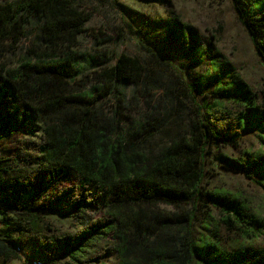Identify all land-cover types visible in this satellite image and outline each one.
Here are the masks:
<instances>
[{"label": "trees", "instance_id": "1", "mask_svg": "<svg viewBox=\"0 0 264 264\" xmlns=\"http://www.w3.org/2000/svg\"><path fill=\"white\" fill-rule=\"evenodd\" d=\"M233 1L264 60V0L256 6ZM83 2L0 5V53L15 49L36 28L18 66L0 68L6 77L3 91L11 92L20 106L16 121L43 126L39 137L16 147V156L0 159V264H9L18 256L16 249L24 251L29 243L45 259L66 254L69 264H104L114 253L119 264H264V250L254 249L264 235V219L234 195L204 186L212 146L237 145L250 130L264 134V89L254 92L228 67L224 75L232 81L226 87L219 82L214 92L219 100L196 106L194 117L176 133L160 113L134 122L121 106L118 86L140 85L152 74L139 58H114L104 51L93 59L99 87L93 92L77 88L84 82L78 40L92 18ZM169 34L180 39L173 30ZM205 87L207 82L200 80V91ZM109 99L117 104L104 112ZM0 101L7 99L0 96ZM164 133L166 141L154 145ZM261 158L225 162L241 172L252 170L264 185ZM185 205L192 209L184 210ZM50 214L73 222L56 228L46 218ZM175 231L181 236H169ZM151 237H163V243L141 255L133 242Z\"/></svg>", "mask_w": 264, "mask_h": 264}, {"label": "rangeland", "instance_id": "2", "mask_svg": "<svg viewBox=\"0 0 264 264\" xmlns=\"http://www.w3.org/2000/svg\"><path fill=\"white\" fill-rule=\"evenodd\" d=\"M20 1L0 0V5ZM247 1L253 6L258 4V0ZM82 7L92 18L87 24V31L78 40V49L84 54L80 62L84 82L77 88L93 92L99 87L94 81L96 66L93 59L104 51L114 58L121 54L139 58L152 74L140 85L120 83L118 86L123 98L121 106L125 107L126 115L134 122L152 120L160 113L161 119H170L168 129L176 133L194 117L196 106H202L205 100L209 104L219 100L214 95L219 82L226 87L232 81L230 76L224 75L228 67L254 92L259 93L264 89V60L256 52L249 33L241 23L233 0H84ZM172 30L180 39L169 34ZM36 32V28L29 29L15 49L0 53V67H17L35 39ZM152 54L157 55L164 64L155 60ZM220 76L222 81H218ZM200 80L207 82L204 92L198 88ZM5 81V74L0 68V96L7 99L5 103L0 101V159L16 156V147H24L29 140L43 132V126L35 121L32 125L29 121H16L15 112L20 106L11 92L3 91ZM221 101L231 105L228 100ZM116 104L115 99H109L103 111L114 110ZM120 111L122 113L124 109ZM126 122L131 124L128 120ZM244 129L248 132L247 124ZM258 135L255 130H250L238 140L237 145L212 146L207 158L204 186L234 195L250 213L264 219V185H260L261 177L253 174L252 170L241 172L225 162L226 158L238 161L264 157V134ZM166 139L167 133H164L155 138L154 145ZM261 161L264 162L263 158ZM183 208L192 209L188 205ZM160 209L177 211L165 206ZM200 217L198 214L197 219ZM213 217L218 219L220 216L216 212ZM10 218L14 219L12 216ZM46 218L56 228L66 229L73 222L57 214H50ZM197 223L200 225V219ZM169 236L178 238L181 234L175 231ZM169 236L166 237L169 239ZM161 239L151 237L145 242L140 238L133 244L141 255H146L147 251L163 243V237ZM254 249L264 250V235ZM26 252L29 254L16 256V264H23L26 255L44 258L34 243L26 246ZM44 261L45 264H69L66 254L44 258ZM103 262L119 264L120 256L114 253Z\"/></svg>", "mask_w": 264, "mask_h": 264}, {"label": "built area", "instance_id": "3", "mask_svg": "<svg viewBox=\"0 0 264 264\" xmlns=\"http://www.w3.org/2000/svg\"><path fill=\"white\" fill-rule=\"evenodd\" d=\"M16 253L18 256H23L24 251L21 247H18L16 249ZM23 264H45V261L41 258H34L30 256H25L24 259L22 260Z\"/></svg>", "mask_w": 264, "mask_h": 264}, {"label": "crops", "instance_id": "4", "mask_svg": "<svg viewBox=\"0 0 264 264\" xmlns=\"http://www.w3.org/2000/svg\"><path fill=\"white\" fill-rule=\"evenodd\" d=\"M2 222H3V218L0 216V229H1V226H2ZM29 254L28 252H26V247H24V254ZM26 256H28V255H26ZM31 257H36V255L34 256V255H30ZM9 264H16V261H11V262H9Z\"/></svg>", "mask_w": 264, "mask_h": 264}]
</instances>
